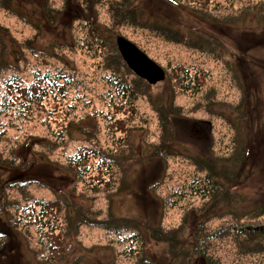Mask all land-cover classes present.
Here are the masks:
<instances>
[{
  "label": "rangeland",
  "instance_id": "1",
  "mask_svg": "<svg viewBox=\"0 0 264 264\" xmlns=\"http://www.w3.org/2000/svg\"><path fill=\"white\" fill-rule=\"evenodd\" d=\"M220 2L226 6L218 12L220 15L237 13V10H228L231 5L233 9L244 4L263 7L262 11L251 8L250 15L254 19H248L239 26L238 22L220 24L209 20L200 21L185 13L184 9L173 8L175 5L171 0H129L124 4L132 13H139V17L142 13L146 22L166 17L171 25L189 22L188 27L191 28L192 23L195 28L198 27L197 36L220 38L219 40L224 41L225 49L221 50V56L218 57L211 52L161 39L149 29L118 23L116 16L108 12L109 0H0V61L3 64H15L13 57H19L21 50L22 56L29 63L26 71L21 72L22 77L29 78L31 67L37 63L43 68L42 71L49 70L54 77L57 74L50 67L75 75L81 85L85 86L81 89L85 92L81 95L85 96L78 105V112L72 115V122L64 130V143L58 136L60 127L56 125V120H52L50 114L44 112H51L53 109L54 101L50 98L44 102V111L32 106V114L24 122L21 123L17 117L12 116L4 120L3 127H0L1 157L25 164H22L25 173L14 171L10 174V171L0 169V176L6 175L8 181L3 184L8 185L13 179L30 180L32 183L26 188L33 198L62 199L63 219L65 217L67 221H71L75 216L84 219L77 228L71 227L73 224L66 226L62 221L63 228H66L64 231H67V254L59 264H134L135 259L124 256L121 248L110 249L101 234L102 229L98 224L115 218L114 215L127 220L126 226H130V222H136L143 235H151L153 228H171L181 222L180 209H177V218H172L171 211H176L165 209L162 213L157 199V196L160 198L166 195L169 191L166 188L172 185L166 176L164 178V173L167 171L172 179L180 180L182 176L191 174L193 177L205 174V171H196V167L190 164L188 167L183 164L184 160L180 156L167 158V155L161 153L166 140H170V144L178 148L199 149L203 155H208L209 149L214 155L221 157L228 156L227 151L230 155L235 150L234 158H238L240 154L245 155L243 162L236 168L245 171L238 177L241 183L231 188L235 196H238L234 209L241 210L246 204L256 208L264 206V21L259 17L264 14V0H245L236 4L233 0L231 5L226 1ZM52 9L54 12L58 9V13H53ZM45 13L56 14V17L51 23H46V18H50V15ZM87 23H92L101 42H105L100 49L88 43L86 45L84 37ZM119 36L141 44L144 51L164 67L165 77L154 84L143 79L136 81L137 75L120 65L123 76L136 81V86L141 90V93L138 92L137 108L146 123L143 122L140 124L142 127L134 131L132 151L113 162L117 172L115 178L118 179L114 188L107 192L96 191L91 188L92 185L81 183L71 172L60 167L61 164H66L65 154L73 153L81 145L102 152L108 151L107 123L101 120L98 113L101 104L97 101L104 94V87L98 76L104 71L101 69L103 63L114 65L113 61L117 56L115 41ZM121 58L123 59L122 56ZM176 63L205 73L206 83L199 95L192 97L190 92H178L166 81V65ZM231 63L233 66L236 64L235 68L231 67ZM9 68H0V77L9 75ZM18 74L20 75V71ZM238 77L243 85L242 92L233 82V78ZM55 79L52 77L51 81ZM66 86L68 94L75 96V89L72 90L68 83ZM207 96L213 97L215 101L209 108L204 106L210 102L206 101ZM73 99L72 97V101ZM44 100L45 98L42 99ZM170 100L172 104L167 111L174 108L180 114L171 116L169 131L162 132L158 112L166 111ZM233 138L239 142L238 146L243 145L244 153H241L242 147L232 144ZM31 141L34 142L30 143ZM25 143L28 152L22 149ZM46 158L57 161L60 167L55 163L46 164ZM234 158L232 160L235 163ZM24 175L28 177H23ZM151 187H155L154 190ZM13 189H6L9 197L21 200L19 191ZM1 202L6 205L0 197V238L8 236V239L5 244L0 245V257L7 253L6 264H37L33 253L28 249L32 245L37 247V234L31 226V236H27L29 244L22 236L11 239L6 215L8 212L4 211ZM21 204H25V201L21 200ZM64 209L68 211L65 213ZM238 214H234V218L228 215L222 220L213 217L207 225L212 230L219 228L221 223L235 225L233 219H237ZM249 217L244 216L242 219L248 223L252 221ZM87 218L93 221L92 224L87 223ZM254 221L260 223L261 218ZM189 223L190 219L184 226L185 238L182 237L186 246L192 242V237L189 238ZM123 235L124 231L121 230L116 238L122 239ZM227 236L219 240L211 239L209 248L224 264H264V239H261L262 250L242 256L238 241H230ZM164 242L153 239L145 243L143 264H169V245ZM255 242H249V246ZM196 264L200 262L196 261Z\"/></svg>",
  "mask_w": 264,
  "mask_h": 264
},
{
  "label": "trees",
  "instance_id": "2",
  "mask_svg": "<svg viewBox=\"0 0 264 264\" xmlns=\"http://www.w3.org/2000/svg\"><path fill=\"white\" fill-rule=\"evenodd\" d=\"M65 1L67 0H64V2ZM99 1L100 0H94V2ZM128 1L129 0H109L108 12L116 16L118 23H124V25L131 24L133 26L149 29L161 39L178 44L182 43L190 48L207 51L208 53L211 52L218 57L221 56V50L225 49L223 44L224 41L222 42L219 40L220 38L213 37L209 39L208 36H197L196 31L198 27L195 28L192 23H190L192 26L191 28L188 27L189 22L183 24L184 26L171 25L166 17L146 22L142 18V13H140L139 17V13H132L129 8L125 7ZM220 1L229 2L230 5L233 2V0H171L175 5L173 8L179 7L184 9L185 13L192 15L200 21L209 20L220 24H234L238 22L239 26L243 25L248 19H254V16L250 15V13H252L250 10L251 8L253 10L258 8L259 11H262L263 7L244 4L238 9H233L231 5L228 7V10H237V13L220 15L218 12L226 7L223 6ZM244 1L245 0H234V3H242ZM121 4L123 5L120 8ZM51 11L53 13H58V9L56 12H54V9ZM53 13H45V15H50V18H46V23H51L54 17H56V14ZM181 16L183 15L181 14ZM259 17L264 21V14ZM85 33L86 36L84 40L86 41V45L88 43L100 49L105 43L103 40L101 42V37L92 26V23L86 24ZM154 38L158 40V38ZM133 43L147 54L142 46H140L141 44L137 42ZM116 51L117 56L115 57L114 55V65L103 63L101 69L104 71L98 76L99 81L104 87V94H102L99 101H97V103L101 104L98 113L101 116V120L104 121L105 124L107 123V135L109 137L107 143L108 151L102 152L98 149L81 145L76 148L73 153H69L70 155H67V153L65 154L66 158L64 162H66V164H61V167L56 163L57 161L46 158V164L52 165L55 163L59 165L60 168L67 169L71 172L81 183L92 185L91 188L96 191L103 190L105 192L112 190L115 186V182L118 180L115 178L117 172L114 170L113 162L115 163L118 158L125 157L132 151L134 145L133 133L136 128L142 127L140 124L143 122L146 123V120L142 118L137 108L138 92L141 93V90L136 86V81L142 79L136 76L138 80L134 82L132 78L129 80L127 77L123 76L119 69L120 65L126 68L128 67L121 58L118 50H115V52ZM22 55L23 53L20 50L19 57H16V55L13 57L15 59V64L12 65L11 63L3 64V61H0L1 69L10 67L9 70H11L9 75L0 77V127H3L4 120L12 116L17 117V120L21 123L24 122L32 114V106L37 110L44 111V102L47 101L46 99L50 98L54 101L53 109L51 112H44H48L51 119L56 120V125L60 127L58 129V136L62 143H64V130H67L66 125L72 122V115L78 112V105L85 96L81 95V93L85 94L81 89L85 88V86L81 85L79 79L75 75L62 71L57 67H50L51 70L53 69L54 73L57 74V76L54 77L52 76L53 74H50L49 70L42 71L43 68L37 63L31 67L29 78L22 77L21 72L26 71L29 66L28 60ZM151 59L155 61L153 58ZM18 64H20L21 67L20 65L18 66ZM157 64L163 69L165 74L164 67L159 63ZM230 65L232 68H235L236 64L233 66V63H231ZM166 68H168V77L166 81L170 82L178 92H190V95H193L192 97L200 94L206 83L204 72L200 73L198 70H192L178 63L175 65L168 64ZM12 70L14 71L12 72ZM19 71L20 75L18 74ZM128 71L130 73L132 72L130 70ZM52 77L56 78L53 82L51 81ZM233 82L237 85L238 89H242L241 87L243 85L239 77L238 79L233 78ZM237 82L240 84L238 85ZM53 83H55V85ZM66 83H68L69 86L71 85L72 90L75 89L74 92H76V95H72L74 98L73 101L70 93L68 94ZM44 98L45 100L42 101ZM202 101L203 100H201V102ZM206 101L210 102L204 105L205 108H209V105L215 103L211 96H207ZM170 104H172L171 100L168 101L166 111L164 110V112H161L159 110L158 112V119L162 132L169 131L168 126L171 124L170 117L178 113L180 114V112L176 111L174 108L167 111ZM34 137L37 138L38 136ZM36 138L33 140H36ZM162 140L164 142L163 138ZM32 142L34 141L30 143ZM237 143L239 144V142L233 138L232 144L239 148L242 147L241 153H244L243 145L238 146ZM163 145L164 147L161 153L167 155V158L173 155L180 156V158L184 160L183 164L188 167L189 164L190 166H194V168L196 167V171H205V174H197L193 177L191 174L185 177L182 176L180 180H176V178L172 179L167 171L164 173V178L166 176L168 181L172 182V185H170V188H166L169 190L166 195L160 198L157 196V199L160 203L162 213H164L165 209L176 211H171L173 215V217L171 216L172 218H177V209H180L181 222L177 226L171 228H153L151 235H143L136 222H133V224L130 222V226H126L127 220L125 221L123 217H117L120 215H114L116 216L115 218L105 220L104 223L98 224L101 226V234H103L102 236H104L105 242L107 241L109 244L107 246H109L110 249L121 248L124 256L135 259L134 264H143V259L146 255V250L144 249L145 243L147 241L151 242L153 239L165 241L164 243L169 245L168 252L171 256L169 258V264H196V261L200 262V264H224L222 260L214 256L211 249L209 251V248L211 239L219 240V238H225L226 235H228L227 237L230 238V241H238L237 243L242 256L252 251L256 252L262 250L263 243L261 239H264V206L256 208L246 204L241 210L234 209L238 196H235L231 188L239 186L241 183L238 177H241L245 171L241 168H236L239 163L243 162L242 158L245 155L243 156L240 154L238 158H234L236 150H233L235 148H233V152L230 153V155L227 151L226 155L228 156L225 157L214 155L211 149H209L208 155H203L200 150H196V148L192 150L175 147L174 144H170V140H166V144ZM25 146L26 143L22 146V149L28 152V146L27 148ZM20 147L21 146H19V148ZM232 158L235 159V163ZM22 164H24V162L16 163L15 159L3 158L0 155V169L6 170V172L10 171V174L14 171L25 173ZM5 176H0V197L6 204L4 205L1 202L4 211L8 212L6 215H8L7 222L10 225L11 239H17L16 236H22L24 239H27V244H29L28 237L30 238L31 236L29 228L32 226L38 236V241L36 243L37 247L36 245L35 247L32 245L33 247L28 246V249L33 253L36 263H61L67 254V249L65 248L67 231H64L66 228H63L62 221L66 226L68 224H73L71 227L77 228L84 219H78L77 216L73 217L71 221H67L65 217L63 219L62 199L33 198L26 188L28 184L32 183L30 180L13 179L12 183L4 185L3 183L8 182ZM23 177H28V175H24ZM37 184L42 185V183ZM102 186H104L103 189L100 188ZM10 188L19 191L17 192L21 195V200L23 202L25 201V204H21L20 199L9 197L6 189ZM154 188L155 187H151L153 190ZM240 201L243 202V199H240ZM196 203L199 204L195 206ZM230 206L231 208H228ZM64 210L65 213L68 211V209ZM234 214H238L237 219H233L235 220V225L221 223L216 230L210 229L207 225V222L213 217L222 220L228 215L230 218H234ZM189 215L191 216L189 217ZM244 216H251L252 218H249L252 221L248 223L244 222L245 219H242ZM256 218H261V222L257 223L254 221ZM189 219L190 223L188 227L191 230L189 238L192 237V242L186 246L184 242L185 233H183V230L184 226L189 222ZM191 219L193 223H191ZM86 221L87 223L91 222V224L93 222L88 218ZM121 230L124 231L123 238H116L121 234ZM183 236L184 238H182ZM6 239H8V236L0 238V245L5 244ZM254 240L256 242L250 247L249 242ZM240 251L238 250V252ZM6 256L7 253L1 255L0 264L8 263V259L7 261L5 260Z\"/></svg>",
  "mask_w": 264,
  "mask_h": 264
},
{
  "label": "water",
  "instance_id": "3",
  "mask_svg": "<svg viewBox=\"0 0 264 264\" xmlns=\"http://www.w3.org/2000/svg\"><path fill=\"white\" fill-rule=\"evenodd\" d=\"M117 48L127 66L139 77L154 84L164 78V72L154 61L148 58L133 43L119 36Z\"/></svg>",
  "mask_w": 264,
  "mask_h": 264
},
{
  "label": "bare ground",
  "instance_id": "4",
  "mask_svg": "<svg viewBox=\"0 0 264 264\" xmlns=\"http://www.w3.org/2000/svg\"><path fill=\"white\" fill-rule=\"evenodd\" d=\"M122 37V36H121ZM123 38H125V37H123ZM126 40H128V41H131V40H129L128 38H125ZM115 43H116V41H115ZM116 47H117V43H116Z\"/></svg>",
  "mask_w": 264,
  "mask_h": 264
}]
</instances>
